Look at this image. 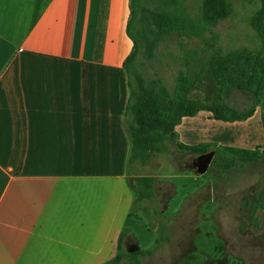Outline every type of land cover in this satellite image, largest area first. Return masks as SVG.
<instances>
[{"label": "crops", "instance_id": "1", "mask_svg": "<svg viewBox=\"0 0 264 264\" xmlns=\"http://www.w3.org/2000/svg\"><path fill=\"white\" fill-rule=\"evenodd\" d=\"M130 13V0H0V264L117 258L136 198Z\"/></svg>", "mask_w": 264, "mask_h": 264}, {"label": "rangeland", "instance_id": "2", "mask_svg": "<svg viewBox=\"0 0 264 264\" xmlns=\"http://www.w3.org/2000/svg\"><path fill=\"white\" fill-rule=\"evenodd\" d=\"M232 14L201 38L174 36L165 41L155 60L146 61L147 77H161L173 92L177 77L190 69L196 89L189 95L203 104L223 100L238 111L256 104L255 97L236 89H221L214 80L210 62L215 56L261 48L251 26L260 0H229ZM187 11L200 15V0H184ZM202 112L187 118L180 128V141L198 145L209 139L236 142L255 150L263 140L264 98L254 118L237 128L227 129L222 121L206 122ZM261 121V124H260ZM227 124V125H226ZM216 144V143H214ZM262 145V144H261ZM171 154L160 155L140 172L154 176L157 199L136 204L125 239V248L140 250L156 246L141 264H264V151L259 159L243 162L232 147L218 145L208 172L199 176L189 166L198 157L170 144ZM159 239V243L156 240Z\"/></svg>", "mask_w": 264, "mask_h": 264}, {"label": "trees", "instance_id": "3", "mask_svg": "<svg viewBox=\"0 0 264 264\" xmlns=\"http://www.w3.org/2000/svg\"><path fill=\"white\" fill-rule=\"evenodd\" d=\"M260 1V8L250 20L260 38V50H241L215 56L210 62L212 76L221 89H236L255 97L253 108L238 111L221 99L203 104L190 98L189 95L196 89L190 69L179 74L173 92L161 77H147L143 72L145 62L155 60L161 45L168 39L174 36L201 38L229 19L232 14L229 0H200L202 8L197 17L187 11L184 0H130L127 33L133 42V51L125 61L124 69L130 89L125 124L132 142L129 183L135 187L133 207L157 199V178L136 176L133 170L136 164L146 167L160 155H172L170 144L174 143L177 149L195 156L215 151L211 150L217 146L214 143L187 145L180 141L177 127L184 118L196 117L202 111L211 113L216 121L227 123L244 122L254 116L256 107L264 98V0ZM262 121L264 130V116ZM229 149L240 153L239 159L243 162H254L259 159V152L264 151V143L253 151ZM130 233V229L123 231L117 258L105 264H141V257L155 253L156 246L129 253L125 248V239Z\"/></svg>", "mask_w": 264, "mask_h": 264}, {"label": "water", "instance_id": "4", "mask_svg": "<svg viewBox=\"0 0 264 264\" xmlns=\"http://www.w3.org/2000/svg\"><path fill=\"white\" fill-rule=\"evenodd\" d=\"M215 154H216L215 151H210L208 153H205V154L198 156L192 162V164L189 166V168L199 176L205 175L208 172L210 166L212 165ZM133 189H135V187H133ZM140 249L141 248L139 247V245H135V246L129 248L128 252L133 253V252L139 251Z\"/></svg>", "mask_w": 264, "mask_h": 264}, {"label": "flooded vegetation", "instance_id": "5", "mask_svg": "<svg viewBox=\"0 0 264 264\" xmlns=\"http://www.w3.org/2000/svg\"><path fill=\"white\" fill-rule=\"evenodd\" d=\"M133 246H135V245L131 244V245H130V248L133 247Z\"/></svg>", "mask_w": 264, "mask_h": 264}]
</instances>
